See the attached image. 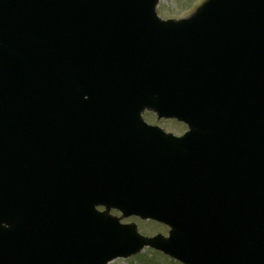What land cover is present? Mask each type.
I'll return each mask as SVG.
<instances>
[{
    "label": "water",
    "instance_id": "water-1",
    "mask_svg": "<svg viewBox=\"0 0 264 264\" xmlns=\"http://www.w3.org/2000/svg\"><path fill=\"white\" fill-rule=\"evenodd\" d=\"M42 1L43 26L39 32L35 24H28V22L18 33L12 31L16 28L15 25L6 24L8 19L14 17L12 0L8 1V9L0 15V52H9L11 42L20 41L25 48V57L22 62L26 64H17L18 70L14 71L15 80H9L10 82L5 79L0 80V264H107L109 260L119 255L126 256L137 252L148 243L165 251L172 249L171 251H174L179 258L183 260L188 258L194 264L196 256L191 258L193 252L187 253L180 249L178 251L175 247L171 248V244H177L179 247L182 242L181 245L185 250L188 247H193V250L198 249V237H189L187 240L185 237L178 236L181 231L183 235L191 234L188 226L197 223L188 220L189 214L186 211L167 207L169 203L167 192L173 186H178L181 193L186 187L201 184L231 186L230 182L220 180L211 172L204 174L203 167H191L182 172L172 168L167 169V174H159V181L148 184L151 189L162 190V193H156L155 191L137 192L131 186L147 185L128 180L120 183L106 173L93 177V182H90L88 178L86 185L81 176L70 177L71 174H68L67 180L70 179L66 181L70 182L71 193H65L67 186L65 181L62 182L63 177H60V184L54 185L51 172L46 174L47 182L45 178L43 182H40L38 176H42V169L54 160H49L54 155L53 147L57 144L56 140H52V135L59 137L60 148L64 146L69 148L68 150L63 148L60 154L65 160L67 159L62 154H67L70 159L69 166H75L79 160L89 155L87 148L91 144L85 141H74V139L103 140L111 138L114 132H118L120 137L132 138V133L138 129L134 127V124L141 123L139 112L142 108L149 106L160 113L165 111L162 95L158 97L154 93L150 98L146 96L148 100L144 104L136 100L137 90L141 87L140 74L144 70L123 64L117 65L104 58L100 59L102 54L99 48H95L97 53L92 56V59H89L87 50L80 56L76 52H70L68 59L62 53L56 55L51 51L50 39L43 35L41 37L44 25L46 23L53 27L60 25L74 30H80L78 27H86L93 31H111L112 34L128 32L130 27L141 24L150 25L152 21L149 23V13L156 20L154 11L157 0ZM223 1L231 4V11L217 12L216 7L213 4L208 5L207 2L193 16L192 19H196L190 24L186 20L168 21L162 24L166 27L190 25L230 27L233 34H238L241 30L237 41L245 42L251 47L248 60L251 68L250 75H262L264 79V30L256 32V29L264 28V0ZM66 17L71 18V23L67 22ZM63 34L64 32L59 33L62 36ZM49 36L51 37L52 34ZM106 41L112 42L110 39ZM106 55L113 56L108 52ZM61 61H64V65L60 64ZM75 61H78V64H74ZM92 61L100 63L102 67L100 71L104 77L100 91L104 97L102 99L107 104L101 114L97 113L94 107L97 99L85 100L84 93L54 99L56 87L51 84V78L57 75V70L66 68L67 65L77 70H85L86 77L91 75L88 68H91ZM1 65L10 68L9 64ZM20 71L28 73V77L22 75ZM39 79L43 82L42 84ZM40 88L44 90V96ZM258 94V90H253L252 98ZM79 110V115L73 118ZM186 116L194 122L191 115ZM262 120L264 121V116ZM253 125L259 127L257 122ZM54 126L55 128H52ZM193 129L197 130L199 127L194 126ZM205 129L209 132V129ZM80 131L88 133L83 132L73 138L74 133ZM122 133L124 135H121ZM199 136L202 137L201 134ZM203 136L205 137L206 134ZM257 150L262 153L249 155L250 158L247 161H250L249 169L236 173L234 178L232 174V178H229L232 179L234 186L264 187V144H258ZM65 160L60 158L62 162H66ZM29 163L38 165L29 166ZM38 169L40 173L35 171ZM54 186L56 187L53 190ZM59 194L61 195L57 197ZM63 195L65 198L74 196L71 199L73 204L64 214L60 213L59 205ZM235 195L238 203L249 201L250 197L254 196L243 197L239 193ZM115 197H118L117 200ZM100 203L106 204L108 209L116 206L126 215L136 213L142 217H153L169 223L173 226L172 238L167 240L161 235L152 239L144 238L137 233L134 224L121 226L107 212L98 214L95 205ZM254 208L237 205L236 210L234 209L235 214L231 216V221L235 224L237 235L260 233L256 226L259 224L258 219L261 214L264 215V209L263 207ZM82 209H84L83 215L78 216V211ZM10 210L22 212V227L38 230L46 227L48 230L33 234L13 231V228L17 226V220L10 221L6 218L13 216ZM7 219L8 227L4 225ZM213 219L228 222L227 216L222 217L216 212ZM195 220L201 221L202 217L195 216ZM54 226L56 228H53ZM110 227L118 229L117 237H110L107 230ZM9 231H12V237L8 236ZM243 239L252 243L263 241L260 237H243ZM28 257H34L33 259L40 257V262L31 261Z\"/></svg>",
    "mask_w": 264,
    "mask_h": 264
},
{
    "label": "rangeland",
    "instance_id": "rangeland-1",
    "mask_svg": "<svg viewBox=\"0 0 264 264\" xmlns=\"http://www.w3.org/2000/svg\"><path fill=\"white\" fill-rule=\"evenodd\" d=\"M203 0H160L159 13L163 17H184L189 15L196 6H198ZM174 126L180 127V124L175 121H171ZM168 126V125H167ZM171 128V127H170ZM184 128V127H183ZM181 128V130L183 129ZM180 132V130H178ZM118 214V212L113 211ZM124 222H135L142 234L152 236L156 233L167 232V227L154 221H143L139 218L130 217L123 219ZM109 264H182L179 261L172 259L171 257L163 254L160 251L152 248H144L142 252L132 255L126 259H116Z\"/></svg>",
    "mask_w": 264,
    "mask_h": 264
}]
</instances>
